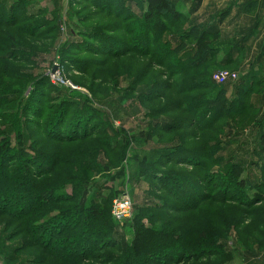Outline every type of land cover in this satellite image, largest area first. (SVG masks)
Returning a JSON list of instances; mask_svg holds the SVG:
<instances>
[{
  "label": "trees",
  "instance_id": "16d2710c",
  "mask_svg": "<svg viewBox=\"0 0 264 264\" xmlns=\"http://www.w3.org/2000/svg\"><path fill=\"white\" fill-rule=\"evenodd\" d=\"M106 1H117L122 6L119 19L126 27L125 32L132 34L123 50L160 56L163 65L172 59L173 62L166 68L174 69L172 75L179 80L172 81L171 97L162 96L168 100L167 105L157 107L150 114L152 117L169 116L172 120L170 126L158 128V142L154 145L164 153L165 161L157 159L154 164L170 159L169 164L174 168L186 164L191 170L173 168L168 173H160L161 194L154 196L156 204L137 208L132 242L123 246L115 243L112 237L115 223L110 202L115 195L111 194L109 199L101 201L93 200L82 210L79 207L74 211L71 208H56L61 202L73 204L78 201L77 190L80 185L74 182L72 195L58 192L66 185L61 186L60 181L68 179L72 172L71 166L74 165L70 158L61 155L59 149L62 145L83 143L89 139L84 137L86 133L78 135L80 126L67 125L66 110L58 107L51 112L46 131H42L41 136L51 149L50 154L35 147L36 133L33 130L40 123L30 121L32 115L26 121L20 113L11 119L0 120L7 122L0 130V217L8 218L5 222L8 229L0 231V254L6 258V264H24L29 254L33 255V264H86L98 257L105 260L99 264H184L188 258L193 261L194 255L195 259L205 255L207 258L215 257L216 261L223 245L222 233L218 232L216 226L196 230L192 226V219L195 210L198 211L207 202L223 205L227 201L249 211L264 203V130L257 154L261 161H256L253 166L260 176L252 178V192L248 180L243 177L244 166L225 158L223 154L227 150L217 140V135L224 129L223 125L227 127L228 122L236 124V119L252 112L250 98L256 88L264 87V71L258 73L264 68V61L251 67L250 74L241 79L239 77V87L235 88L232 97H228L227 88L216 86L210 77L217 69L231 68L236 64L239 66L244 62L252 34L244 37L239 44L235 40H222L219 32H210L203 25L192 24L190 16L176 9L171 0H100L101 4ZM196 3L200 7L203 0H196ZM129 4H135L141 15L132 12ZM3 7L0 5V9ZM10 14L1 20L10 24L7 28H12L18 20V23L22 22L20 19L26 21L36 18L21 15L20 19L12 23L14 15ZM225 15H222V19ZM99 35L104 40L108 39L103 33L99 32ZM190 42L192 44H188ZM156 44H159V48L155 51ZM224 48L228 49L227 53H223ZM222 54L224 58H221ZM242 54L240 60L237 56ZM11 58L10 55L0 56L1 76L11 74L15 69L13 61L7 62ZM255 67H258L257 70H254ZM44 81L50 83L49 78ZM155 83L161 87L159 82ZM71 94L72 97L76 95ZM152 96V101H159L156 92ZM1 103L0 100V106ZM27 110L30 111L29 108ZM38 111L43 114L44 110L36 109L30 113L35 116ZM95 137L93 140L91 134L89 142L84 145L89 147L90 154H98L97 149L103 148L110 157V152L121 150V155L128 149L127 144L114 141L110 135L100 143L101 148L94 144L97 141ZM147 138L151 140L152 134ZM30 140L33 144L27 143ZM12 156L19 162L14 165L16 169L8 166L7 160ZM26 164L34 166L37 172L31 174ZM48 164L50 168H46ZM61 166L65 168L59 171ZM156 173L159 171H153L152 175L158 178ZM83 174L80 173L81 176ZM166 179L178 182L166 186ZM10 205L18 209L11 210L8 208ZM248 216L249 212L238 214L240 220L235 223L238 234L252 230ZM219 221L222 222V218ZM9 228H12L10 233ZM45 232L55 238L49 240L46 237V241L40 242ZM13 240H17L16 244H9ZM107 242L118 253L109 259L101 252L102 245ZM7 243L9 246H6ZM32 247L41 248L42 253L25 254ZM183 259V262L180 261Z\"/></svg>",
  "mask_w": 264,
  "mask_h": 264
},
{
  "label": "rangeland",
  "instance_id": "374dc122",
  "mask_svg": "<svg viewBox=\"0 0 264 264\" xmlns=\"http://www.w3.org/2000/svg\"><path fill=\"white\" fill-rule=\"evenodd\" d=\"M99 2L100 0H0V5L4 6L0 9V56H12L7 62L13 61L12 64L15 66L11 74L2 76L0 74V100L3 102L0 106L2 107L0 120L11 119L20 113L26 121L32 115L29 120L40 123L35 130L31 129L36 133L35 147L41 152L43 149L50 154L51 149L44 143L42 131H46L51 112L58 107L66 110L69 121L67 125L80 126L78 135L86 133L84 137L89 139L83 143L62 145L59 149L61 155L70 158L74 165L71 166L72 172L68 179L60 181L61 186L66 185L58 192L72 195L74 182L76 184L79 182L80 185L77 190L78 201L73 204L61 202L56 208L61 210L71 208L74 211L79 207L82 210L91 201L109 199L112 194L115 195L110 202L113 217L114 200L128 197L132 204L131 218L121 222L113 217L115 228L112 236L115 243L127 246L133 239L134 214L137 208L156 204L154 196L161 194L160 173H168L174 168L169 164L170 159L166 161L168 163L154 164L157 159L165 161L164 153L154 145L158 142L156 137L159 133L158 128L170 126L172 120L169 116L152 117L150 114L157 107L162 108L167 105L168 100H164L162 96L164 94L165 97L172 96V81L179 78L172 75L174 69L166 68L173 62L172 59L163 65L160 63L162 61L160 56L137 53L129 49L123 50L132 34L125 32L126 27L119 19L122 6L117 1L96 4ZM128 7L132 12L141 15L140 9L135 4H129ZM9 14L14 15L12 23L17 18L20 19L21 15L36 18L26 21L20 19L24 23H18V20L14 22L12 28H7L10 24H5L1 20ZM193 17L190 16L192 24L202 26L196 17ZM94 29L97 31L95 32ZM99 32L108 39H102ZM158 48L159 44H156L153 50L156 51ZM227 52L228 49L224 48L223 53ZM246 52L244 61L247 58L252 61L248 50ZM224 56L222 54L221 58ZM242 56L243 54L237 57L241 60ZM245 62L239 66L236 64L232 66L233 68L217 69L210 77L216 86L227 88L228 97L235 94L239 81L228 80L218 83L214 80L215 76L231 72L236 73L241 79L252 72V69L250 70L252 64ZM55 67L57 69L53 74ZM257 68L255 67L254 70ZM263 71L264 68H261L258 73ZM54 75H57L61 81L55 79ZM48 78L50 83L47 84L44 80ZM156 81L161 87L156 85ZM155 92L159 101H152ZM71 93L76 95L72 97ZM250 99L252 112L236 119V124L228 122L227 127L223 125L224 129L217 135V140L227 150L223 154L225 158L231 163L244 166L243 177L248 180V187L252 192V178L260 176L253 166L256 161H261V157L257 154L261 148V132L264 130V87L256 88ZM28 108L30 111L27 110ZM36 109H43V114L39 111L35 116L30 113ZM6 123L0 121V130ZM44 123L47 124L43 127ZM150 133L153 137L151 140L147 138ZM91 134L93 140L94 135L96 136L97 141L94 144L98 146L110 135L114 141L122 145L127 144L128 149L121 155H119L121 150L110 152L109 157L100 146L102 149H97L98 154H90L89 147L86 148L84 145L89 142ZM12 138L15 139L14 136ZM27 143L33 144L31 140ZM76 148L78 149L75 151ZM12 159L16 158L10 157L7 160L8 166L15 168L14 165L19 162L17 159L10 162ZM26 165L31 174L37 172L34 166ZM50 167L49 164L46 166V168ZM64 168L65 166L59 167V171ZM174 169H188V166L179 164ZM153 171H159L156 173L158 178L153 177ZM81 172H84L82 176ZM177 182L166 179L165 185L170 186L169 184ZM225 202L223 205L205 203L206 205H202L198 211L195 210L192 219V226L196 230H203L206 226H216L218 232L222 233L224 239L220 257L216 258V261L215 257L207 258L204 257L205 255H202L201 259H195L192 253L193 261L188 258L184 264L200 262L203 264L209 261H212L210 264H264V203L249 211L239 204ZM8 208L18 209L17 206L12 205ZM248 212L252 230L238 234L235 225L236 220H240L238 214ZM220 218L222 222L219 221ZM6 219L8 218L0 217V231L8 229ZM11 231L12 228H9L8 233ZM43 234V238L39 239L40 242L46 241V237H49V240L55 238L51 234L49 236L48 232ZM16 241L13 240L9 244L14 245ZM9 244L7 243L6 246ZM109 246L107 242L101 249L106 259L111 258V255H118ZM41 251V248L32 247L25 254L39 255ZM31 260L33 255H26L24 264H33L34 261ZM103 261L105 260L102 257H98L92 263L86 264H99ZM180 261L183 262L184 259ZM6 262V258L0 254V264Z\"/></svg>",
  "mask_w": 264,
  "mask_h": 264
},
{
  "label": "crops",
  "instance_id": "0c3cea01",
  "mask_svg": "<svg viewBox=\"0 0 264 264\" xmlns=\"http://www.w3.org/2000/svg\"><path fill=\"white\" fill-rule=\"evenodd\" d=\"M171 2L176 9L191 17L194 15L208 31L219 32L222 40H235L239 44L252 34L248 46L252 61L247 58L244 62L253 67L264 61V0H203L200 7H197L196 0ZM222 15H225L223 19Z\"/></svg>",
  "mask_w": 264,
  "mask_h": 264
},
{
  "label": "built area",
  "instance_id": "2783aa9c",
  "mask_svg": "<svg viewBox=\"0 0 264 264\" xmlns=\"http://www.w3.org/2000/svg\"><path fill=\"white\" fill-rule=\"evenodd\" d=\"M54 78L57 79L58 81H61L57 75H54ZM238 78L239 77L236 73L225 72V73H221L218 76H215L214 80L215 82L218 83H224L227 82L228 80L237 81ZM131 213H132V204L128 197L124 196L114 200L112 215L116 220L121 222L127 221L131 218Z\"/></svg>",
  "mask_w": 264,
  "mask_h": 264
},
{
  "label": "water",
  "instance_id": "95a60500",
  "mask_svg": "<svg viewBox=\"0 0 264 264\" xmlns=\"http://www.w3.org/2000/svg\"><path fill=\"white\" fill-rule=\"evenodd\" d=\"M56 69H57L56 67L53 69V71H52L53 74L56 72Z\"/></svg>",
  "mask_w": 264,
  "mask_h": 264
}]
</instances>
